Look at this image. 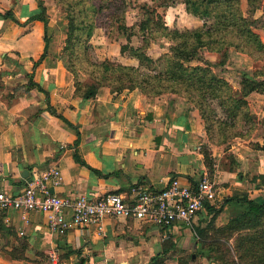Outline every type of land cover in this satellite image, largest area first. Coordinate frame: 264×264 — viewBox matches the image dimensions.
I'll return each instance as SVG.
<instances>
[{
  "label": "crops",
  "instance_id": "0c3cea01",
  "mask_svg": "<svg viewBox=\"0 0 264 264\" xmlns=\"http://www.w3.org/2000/svg\"><path fill=\"white\" fill-rule=\"evenodd\" d=\"M242 7L247 12L248 0H242ZM7 10L16 20L0 18V190L16 194L28 183L25 170L33 178L59 166L62 181L48 180V187L64 196L126 194L135 184L158 190L172 177L193 183L204 174L217 184L218 194L208 204L214 211H199L192 225L106 217L102 228L71 225L59 233L49 226V212L3 208L0 264H151L159 254L167 256L165 264H178L170 256L178 246L186 252L199 245L198 229L207 222L202 218L215 216L219 225L245 210L237 201L224 204L235 191L264 203L261 178H248L250 173L264 176V149L250 145L264 141L263 92L247 96L257 117L251 138H235L228 146L214 144L206 139L197 110L181 95L150 96L139 89L116 93L108 86L90 98L77 95L74 74L62 56L66 32L49 22L47 54L35 65L46 47L44 22L29 19L40 11L37 0H0V12ZM253 16L264 23V0ZM260 28L257 32L263 36ZM135 61L130 64L138 65ZM49 103L78 126L79 137ZM205 144L212 151V172L201 152Z\"/></svg>",
  "mask_w": 264,
  "mask_h": 264
},
{
  "label": "trees",
  "instance_id": "16d2710c",
  "mask_svg": "<svg viewBox=\"0 0 264 264\" xmlns=\"http://www.w3.org/2000/svg\"><path fill=\"white\" fill-rule=\"evenodd\" d=\"M56 1L62 5L68 19L63 51L69 57L66 66L74 74L77 95L83 98L93 97L101 86H108L112 92L116 93L139 89L150 96L167 92L181 95L199 109L205 121L209 141L222 145L229 142V139L218 141L217 131L212 128L216 109L210 101L218 99L229 118L221 122L223 124L222 133H226L227 128H238L232 135V139L251 138L256 129L257 118L250 109L247 96L253 91L264 93V79L258 77L263 70H255L252 74L247 72L240 82L241 90L237 95L230 82L219 76L211 63L206 62L203 66L192 65L191 62L202 47L222 52L221 62L223 64L228 61L229 47L232 46L254 59H264V54L257 52L264 50V41L261 35L253 29L252 18L254 9L261 7L263 0H248L247 12L243 10L242 0H184L189 13L200 18H213L214 20L211 24L204 22L203 25L194 29L171 28L160 15L158 19L154 16H145L139 24L141 31L145 34L150 33L153 38L161 36L172 42L170 52L162 55L163 70L155 72L141 68V65H145L147 61H153L144 46H135L129 42L121 44V52H128L138 59L139 65L126 64L111 58L99 60L92 57L89 43L98 25L97 17L106 16L113 23H117L119 29L127 32V0ZM37 3L40 11L29 19H40L44 22L46 47L40 60L35 61V65L47 54L49 26V15L44 0H37ZM155 11L152 8V12ZM0 18L16 20L11 10L0 12ZM80 70L87 74L88 81L79 78ZM49 108L73 126L77 130L78 137L80 136L77 125L58 113L50 103ZM241 123L249 125L245 133L241 128ZM250 145L257 149H264V141L262 143L250 141ZM201 152L207 168L212 172L214 159L209 144L203 145ZM76 157L79 161L81 160L78 154ZM231 160L234 164L236 163L233 156ZM236 167V165H231V169ZM258 177L264 185V176L257 175L255 179ZM230 201H237L245 207V210L219 225L216 224L215 216L209 219L202 218L203 221L207 220L208 224L198 229L200 238L196 255L206 257L214 264H264V203L250 198L245 191H235L232 196L225 199L224 204ZM206 207L209 212L214 211L208 204ZM165 258H167L165 254L156 255L152 258L151 264H163ZM193 258L192 253L190 260ZM184 263L187 262L179 260L178 264Z\"/></svg>",
  "mask_w": 264,
  "mask_h": 264
},
{
  "label": "rangeland",
  "instance_id": "374dc122",
  "mask_svg": "<svg viewBox=\"0 0 264 264\" xmlns=\"http://www.w3.org/2000/svg\"><path fill=\"white\" fill-rule=\"evenodd\" d=\"M101 1V0H100ZM105 1V0H103ZM174 3L175 8L169 9L167 11V3ZM44 3L48 9L49 22H52L56 28H61L62 31H67L68 19L66 17V12L61 4H59L56 0H44ZM184 0H127L128 10H127V32L118 28L117 23H113L106 16L97 17L98 25L94 31V34L97 37H94V40H90V51L92 53V57L94 59L103 60L105 58H111L115 61H120L126 64H130V62L138 63V59H134L132 55L128 52H121V44L129 42L135 46H144L146 52L151 56L152 60H149L145 63V65H141L143 70H147L149 72L162 71L164 68V64L162 61V55L170 52V46L172 42L165 37L157 36L153 38V35L150 33H144V31L140 30L139 24L145 18V16H154L155 19L159 18V15L165 20L166 24L171 28H180L181 30L185 28H196L199 24H204L207 22L211 24L214 20L213 18H200L195 15L189 14L186 8L183 5ZM152 8L156 11L153 13ZM154 14V15H152ZM176 14V15H175ZM175 15V16H174ZM263 16V15H262ZM253 18V29L257 32V27H261V31L264 36V23L261 17L255 19ZM179 26V27H178ZM260 35L261 33L258 32ZM66 35V33H65ZM261 35L262 40L264 41V37ZM97 40V38H99ZM66 39V36L65 38ZM93 39V38H91ZM65 44V40H64ZM64 47V45H63ZM237 49L235 47H229V59L226 63H222L221 60L223 58V53L209 50L207 47H202L199 53L195 56L194 60L191 62L192 65H206V62L212 64L215 72L218 73L219 76L226 78L230 84L234 88L235 94H240L241 90V80L245 74L254 73L255 70L262 69L263 73L258 77L260 79H264V59H254L247 53H237ZM240 52V51H239ZM259 54H264V50H258ZM62 56L65 60V63L68 60V55L62 49ZM79 78L82 80L88 81V76L86 73L80 70ZM187 101V100H186ZM211 104L216 109V117L213 115L214 128L217 131L216 138L218 141L228 140L229 142H225V145H229L233 140L232 135L238 130V128H227L226 133H222L221 128L223 124L221 123L223 120H229L223 108L221 107L218 99H211ZM189 103V101H187ZM191 108L196 109V114L201 119L206 139L210 140L207 135V131L205 128V121L201 116L199 109L193 104L189 103ZM250 109L252 111L251 105ZM257 118V117H256ZM249 125H244L241 123V128L244 130V133L249 129ZM253 134V133H252ZM241 138V137H236ZM231 139V140H230ZM235 139V138H234ZM211 142V141H210ZM232 152H229L227 156L232 159ZM232 165L237 164L232 161ZM257 175H253L252 173L248 174L249 179H253ZM212 180V178L210 177ZM217 186V184H215ZM205 221V220H204ZM194 223V222H193ZM208 224V221L205 223V226ZM170 243V241H168ZM198 246L193 249H187L186 252L181 248L176 247L174 249L172 255L170 257L176 258V261L179 263V260H183L184 264H214L212 261L207 259L206 257L197 256L196 250ZM194 254V258L190 260V255ZM165 264V262H163Z\"/></svg>",
  "mask_w": 264,
  "mask_h": 264
},
{
  "label": "built area",
  "instance_id": "2783aa9c",
  "mask_svg": "<svg viewBox=\"0 0 264 264\" xmlns=\"http://www.w3.org/2000/svg\"><path fill=\"white\" fill-rule=\"evenodd\" d=\"M48 180L55 184L62 181L59 166L33 177L16 194L0 190V209L49 212V226L59 233L66 232L71 225H98L102 228L106 217H134L158 226H168L175 221L192 225L198 212L214 203L218 194L215 183L207 174L193 183H184L176 176L162 189L152 190L135 184L126 194L110 192L97 198L85 194L64 196L52 193ZM69 212L70 218L67 217Z\"/></svg>",
  "mask_w": 264,
  "mask_h": 264
},
{
  "label": "water",
  "instance_id": "95a60500",
  "mask_svg": "<svg viewBox=\"0 0 264 264\" xmlns=\"http://www.w3.org/2000/svg\"><path fill=\"white\" fill-rule=\"evenodd\" d=\"M23 176L26 177V178L28 177V182L31 181V179H32V178L29 176V171H28V170H25V172L23 173Z\"/></svg>",
  "mask_w": 264,
  "mask_h": 264
}]
</instances>
